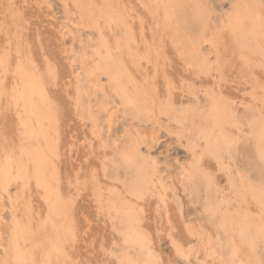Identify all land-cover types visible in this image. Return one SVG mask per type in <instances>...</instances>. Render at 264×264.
Wrapping results in <instances>:
<instances>
[{"label": "rangeland", "instance_id": "rangeland-1", "mask_svg": "<svg viewBox=\"0 0 264 264\" xmlns=\"http://www.w3.org/2000/svg\"><path fill=\"white\" fill-rule=\"evenodd\" d=\"M263 55L264 0H0V169L14 152L13 176L29 168L23 133L31 128L21 125L24 107L11 95L23 94L33 77L48 112L43 123L52 187L48 193L33 178L29 183L17 178L0 192V259L10 250L14 221L47 240L57 235L49 219L57 199L62 205L64 200L63 214L67 211L55 219L64 220L68 230L62 264L121 263L131 232L120 226L118 204L121 214L132 215L157 264H222L206 200L191 195L181 177L197 161L211 186L209 200L228 220L243 210L260 220L249 194L240 204L231 199L229 179L240 172L264 192V165L246 163L252 120L264 127ZM114 68L120 91L135 99L143 114L123 106L118 86L104 71L111 74ZM213 114L220 118L221 132L238 140L235 161L215 158L196 139L194 129H208ZM133 145L135 164L151 181L139 199L129 170H114V160ZM232 228L241 252L246 241L237 239L236 225Z\"/></svg>", "mask_w": 264, "mask_h": 264}, {"label": "bare ground", "instance_id": "bare-ground-1", "mask_svg": "<svg viewBox=\"0 0 264 264\" xmlns=\"http://www.w3.org/2000/svg\"><path fill=\"white\" fill-rule=\"evenodd\" d=\"M241 2H242V0H241ZM241 7L243 8V6H241ZM248 8H247V10H248ZM251 8H253V7H250V9ZM245 17H246L245 14H243L241 17V19H242L241 23L242 24L245 21L244 20ZM249 20H250V18H249ZM253 22L251 21V25L253 24ZM231 23H233V25H234V22H231ZM242 24H241V26H242ZM233 25L231 27H233ZM234 26H236V25H234ZM236 27H238V26H236ZM236 27H235V29H236ZM251 29L254 30L255 28L252 27ZM251 34H253V33L251 32L250 35ZM251 37L255 38V36H253V35H251ZM252 38L251 39L246 38V40L248 39L250 42L255 41ZM257 44H259V43H257ZM245 46H247V44ZM259 46H261V45H259ZM250 47H253V46H250ZM263 57H264V55H263ZM100 62L102 63V61H100ZM101 63H99V65ZM105 63L107 64V62H105ZM1 64H3L2 61H1ZM103 66L105 67L104 64H103ZM4 67H5V65H4ZM98 69H99V67H98ZM104 71L106 73V76L114 83L115 87L118 86L119 91L117 92V95H119V98H120L123 106L125 108L135 109L139 114H143V111L141 110V108H139L138 105H135V103L133 101L135 99L132 100L131 98H128L127 94H125L124 91H122V90L120 91V88L122 89V87L118 81V79L120 77L119 76L120 73L117 72L116 69L115 70L112 69L111 74L107 73L108 70H104ZM26 75H28V74H26ZM31 80H32V81H30L31 83L27 81L28 83H26V85H24V86L22 85L24 88L23 94H20L21 93V91H20L19 96L17 95L18 93L17 94L14 93L15 96H13V95H11V96L14 97L13 100H15V104L19 101V103H21L22 106L24 107L23 108L24 117H23V119H21L22 120L21 125L25 129L28 128V126L31 128L30 132H27V133L24 132L23 133V135H24L23 139L25 140L26 144L30 148L28 151V153H29L28 154V161L29 162L27 165L29 168L32 169V171H30L31 169H29V168L27 169V171H26V169H17V170H15L16 175L14 177L12 174L13 163L11 160L15 159V156H16L15 152L13 153V155H11L12 159L9 156H7L8 159L5 160L4 167L2 169H0V182H1L0 183V192H5V191L7 192V186L9 185V183L14 181L17 178L23 179V180L27 179L28 183L30 182L29 180L32 181V178H33V181L35 179L41 186L44 187L46 192H48V193L51 192L52 187L50 186V184L48 182L49 180L47 179L48 177H47V172H46L47 169H50V167H49V156H48V154L51 150L50 146H49L50 140L47 138V135H46V131L48 129V126L44 125V123H43L45 121H48V112H46L42 108L43 96H42V93H41L39 86L37 85L38 83L35 82V79L33 77H31ZM23 81H24V79H23ZM22 86H20V88ZM115 87H113V88H115ZM17 88H19V87H17ZM116 90H117V88H116ZM117 98H118V96H117ZM215 108H216L217 112H219L218 111L219 109L217 107H215ZM221 108L223 110V106L220 107V111H221ZM217 112H215V113L219 116V113H217ZM226 113H227V111H225V114ZM214 116H216V115H214ZM226 116L227 115H225L224 119L227 120V118L229 116L227 118H226ZM212 118L213 119H212L211 125L209 126L208 129L206 127L207 130L205 128H204L205 130H203L200 127L196 128V130L194 129V132H196L194 134L196 135L197 138L195 136L194 137L196 139L202 140L205 144L204 150L212 153L215 158H218L219 160L226 158L228 161H231V162L235 161V157L237 158V150L239 149V143L237 142L238 140H235L236 138H234L233 136H232L233 139H231V137H229L228 135L221 132V121H219L220 120L219 117L217 118V116H216V117H212ZM252 119H254V118H252ZM249 120H251V119L249 118ZM249 120H247L248 123H246V124H249V122H251ZM253 121L254 120H252V122H251V128H249V129H251V131H250L251 134L248 135L249 136V137H247L248 141H246L248 144V146L247 145L246 146L249 147V149L244 148V149H247V151L249 152L246 156V163L251 164L254 167L258 165L257 169H260L264 165V127L261 125L262 123H260L259 121L258 122H253ZM255 121H256V119H255ZM224 122H225V120H224ZM226 122H228V121H226ZM230 122H232V121L230 120ZM230 122H228V123H230ZM223 125H225V124L223 123ZM223 127H222V129H223ZM223 144L225 145L224 152H222V150H221V147ZM50 155H51V153H50ZM136 156H137L136 151H135V148L133 145L131 147V149H129L128 151H126L124 153L122 159L120 160L121 162L120 161L117 162L118 160H114V170L116 168H118L119 166H124L126 171H127V169L129 170L130 180L129 179L128 180H129L130 184H132V188H133L132 193L134 195H136L137 199H139L144 194L143 192L141 194V190H143V187H145L151 181H149L150 175L149 176L147 175V173L145 171L146 169L135 164V162H136L135 157ZM138 160H140V159L138 158ZM255 161L258 162L257 165L255 164ZM197 164H198L197 161H194V160L191 161L189 168L186 169L185 172H183V176L181 177V181L185 185L186 189L188 190V192L191 195H194L196 197L198 196V198L200 196L201 198L206 200V202H205L206 203V206H205L206 213L208 215V218L211 220L212 224H214L215 228H217L218 233H219L220 247L222 249V252L221 251L219 252V259L221 260L222 264H264V261L262 259V253L264 251V250H262L264 247V227H263V223H264V192H262L260 189H258V187L256 185L249 182L247 180V176H244L240 172L238 174V172H237L233 178L229 179V184H230L229 186H231L230 197H231V199L236 198L237 202L240 204L242 202L243 197L246 194H249L254 199V203L256 204V206L258 205V210L260 212V214H259L260 220L259 221H262V222H261V224H259V221L256 222L254 220H251L252 215L249 214L248 212L244 211V210L241 211L240 214L238 212V214H237L238 219L228 220L227 216L223 215V213H221L219 206H216V202L214 203V201L209 200L210 196H209L208 188L210 189L211 186L210 187L207 186L209 184H207V181L205 183V181H204L205 178L203 180L204 176L199 174L198 169H200L199 168L200 166L198 167ZM21 168H22V166H21ZM229 169H232V168H229ZM263 172H264V170H263ZM115 173H117V171ZM115 178H116V176H115ZM115 178H113V179L116 180ZM152 179H153V177H152ZM27 180L25 182H27ZM52 182H53V180H52ZM28 183H26V184H28ZM34 183H35V181H34ZM40 185H38V186H40ZM54 187L55 186L53 185V188ZM213 189H215V187H213ZM215 192H216V190H214V193ZM57 195H58V193H57ZM54 196L56 198V195H54ZM58 197H59V195H58ZM133 197H135V196H133ZM52 198H51V200H52ZM228 198H229V196H228ZM51 200H50V203H51ZM53 201H55V200H53ZM46 202H48V201H46ZM46 202H45V204H46ZM11 204L12 203L10 202V205ZM117 204L118 203H116V205ZM51 205L54 206L50 211L51 218H49L50 224L51 223H52L51 225L54 224L51 228V231H53L54 233L56 232L55 234H57V235L55 237H53L51 235L53 238H51V236H50L49 239L47 240L44 237V235L42 237H41L42 234L37 235L38 232H34L32 230L33 228L31 229L30 225L28 226V228H26L27 226L23 227V225H19L17 221H14L12 224V229H10L11 230L10 231V233H11L10 240L8 241L10 244V250H8L9 252H8L7 256H4V257L1 256V257H3L0 259L1 261L6 260L8 264H60L61 261H63V259H61V257H63V255H61V250H62L63 242L66 239V236L68 234V230H67V227L65 225L64 220L58 219L56 221L55 219H57L56 216H58V215L61 216L63 214V212H62L63 208L65 210L64 200H63L64 206L62 205V202L60 204V201H58L57 199L55 202H53V204L51 203ZM11 206L13 207V205H11ZM50 206H48V208ZM117 206H116L117 207L116 212L118 215H120V217H121L120 221L122 222V223L119 222V224L121 223L120 226H122V225H125V227L128 226L129 228H125V232H131V236L130 235L125 236V242L127 245V248L126 247L125 248L128 250H126V249L124 250L125 252L121 256L122 261L119 264H157L156 258H154L150 249L147 248L146 243L143 242L140 239V237L138 236L136 227L134 226V220L132 218V215L128 212L125 213L126 215L121 214L122 213V212L120 213L121 205L119 206V204H118ZM48 211H49V209H48ZM113 212H115V211L113 210ZM65 213H67V211H65ZM48 215H49V213H48ZM253 218H255V217H253ZM47 221L49 224V220H47ZM29 224H31V223L29 222ZM48 224H47V226L49 227ZM232 224L236 225V227H237V229H236L237 239L240 241H243V242L246 241L247 247H244L246 249H243V251H241V252L236 247L237 243L234 241L235 235H234L233 231H235V230H233ZM39 226H41V225H39ZM41 230H42V228H41ZM39 233H41V231ZM42 233L44 234V232H42ZM5 242H7V240ZM25 244L27 246H25ZM65 244L66 243H64V246H65ZM2 246H3V244H2ZM6 246H8V244ZM29 247H31V248L28 250ZM260 250H262V251H260ZM3 252H4V250H3ZM240 253H242V255H241L242 257L240 256ZM5 255H6V252H5ZM6 257H7V259H4ZM64 260H66V259H64Z\"/></svg>", "mask_w": 264, "mask_h": 264}]
</instances>
